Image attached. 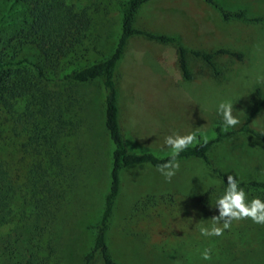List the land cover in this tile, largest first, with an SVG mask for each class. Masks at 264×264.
<instances>
[{"label":"rangeland","instance_id":"obj_1","mask_svg":"<svg viewBox=\"0 0 264 264\" xmlns=\"http://www.w3.org/2000/svg\"><path fill=\"white\" fill-rule=\"evenodd\" d=\"M218 2L227 9L241 8L249 14L264 16V0ZM64 3L75 10L78 5L88 7L92 27L86 32L83 59L91 62L104 57L119 32L118 0H64ZM8 8V1L0 0V48L12 35L29 30L31 22L22 5L10 11ZM134 25L154 34L179 35L182 45L188 48L212 51L226 47L241 52L243 57L240 61L218 57L217 76L203 62L189 59L191 78L185 80L172 45L140 35L133 37L116 73L121 124L130 150L165 154L170 152L162 148L167 135L201 132L207 138L212 124L221 122L216 113L221 101L232 102L233 115L239 121L247 117L253 106V88L264 89V24L224 22L203 0H153L139 9ZM23 55L32 57L31 49L25 48L20 56ZM72 89L74 111L69 119L72 124L82 121V125L57 142L66 169V186L72 188L67 189L62 202L65 220L38 242L42 246L38 252L40 263L63 246V256H55L59 264H84L82 257L91 246L92 226L108 183L109 146L102 126V94L96 83ZM80 105H85L83 110ZM249 126L264 132V106L253 115ZM4 136L7 140L1 146L0 156L16 167L19 164L24 167L28 160L12 150L9 145L12 135L6 127ZM209 158L214 167L237 177L240 183L250 179L264 181L262 139L238 134L214 145ZM179 163L171 181H165L157 168L151 166H134L123 171L108 233L113 257L123 264H264V225L245 219L233 222L230 230L220 237L200 235L199 225L211 223V218L218 216L214 206L223 180L200 160L186 159ZM23 173L21 169L20 175ZM210 177L215 184L209 183ZM241 186L249 199L258 196L264 200L261 191L244 183ZM204 247L214 250L212 260L200 259L198 250ZM90 264L102 263L96 259Z\"/></svg>","mask_w":264,"mask_h":264},{"label":"trees","instance_id":"obj_2","mask_svg":"<svg viewBox=\"0 0 264 264\" xmlns=\"http://www.w3.org/2000/svg\"><path fill=\"white\" fill-rule=\"evenodd\" d=\"M7 1L9 11L18 4L26 8L31 22L29 30L12 35L0 48V152L6 139V127L12 135L9 139L12 150L22 153L28 162L24 167L20 164L16 167L0 156V264H59L55 256H63L64 247L60 246L54 256L40 263L38 252L42 246L38 242L52 233L56 224L65 220L62 202L67 189L72 186H66V169L61 162L57 142L66 133L74 134L82 125V121L72 124L69 119V114L74 111L72 87L89 83H96L102 94V126L109 146L108 183L97 220L92 226L91 246L82 260L84 264L96 259L102 264H123L113 257L108 246L122 173L134 166L157 168L170 158V152H137L127 146L121 124L116 73L128 42L140 35L172 45L180 75L185 80L191 78L189 59L203 62L217 76L218 57L228 56L240 61L243 55L226 47L212 51L192 49L182 45L179 35L154 34L137 29L134 22L139 9L153 0H118L119 32L113 46L104 57L89 62L83 59L86 32L92 27L88 7L78 5L75 10L64 0ZM203 1L224 22L264 24V16L249 14L241 8L227 9L218 0ZM25 48L31 49L32 57L20 56ZM61 84L69 86L62 87ZM252 97V109L237 126L224 128L221 122L216 121L207 138L196 132V139L179 154L177 160H200L227 183V175L214 167L209 151L214 145L238 134L264 140V132L249 126L253 115L264 106V89L255 86ZM87 102L85 99V104ZM84 106L80 105V109L83 110ZM21 169H24L22 176ZM243 183L264 194V181L250 179Z\"/></svg>","mask_w":264,"mask_h":264},{"label":"clouds","instance_id":"obj_3","mask_svg":"<svg viewBox=\"0 0 264 264\" xmlns=\"http://www.w3.org/2000/svg\"><path fill=\"white\" fill-rule=\"evenodd\" d=\"M216 113L220 117L222 126L230 128L237 126L240 121L233 115V104L231 101H221L216 107ZM196 139L193 133L187 135H167L163 139L162 148L170 150V158L162 164L157 165V171L165 179L171 181L180 168L177 160L179 154L184 151ZM210 184H215L214 178H209ZM245 188L240 185L238 178L227 175V183L222 181V191L215 200V208L218 216L211 218V223L199 225V233L202 237H220L226 230H230L233 222L245 219L254 224L264 225V200L260 197L248 198ZM199 251L202 261H210L213 258L214 250L211 247H204Z\"/></svg>","mask_w":264,"mask_h":264}]
</instances>
